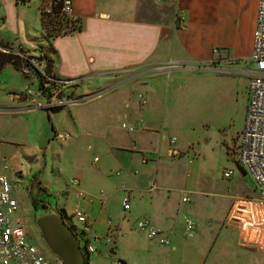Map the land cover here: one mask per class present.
<instances>
[{
  "label": "rangeland",
  "instance_id": "1",
  "mask_svg": "<svg viewBox=\"0 0 264 264\" xmlns=\"http://www.w3.org/2000/svg\"><path fill=\"white\" fill-rule=\"evenodd\" d=\"M213 52L217 58L199 65L173 66L189 69L197 75L186 76L180 81L176 79L177 84H183L181 90L172 92L162 105L147 98L146 81L132 85L129 90L134 94L130 102L136 108L132 114L137 120L128 118L125 123L136 126V121L140 120L142 124L132 131L116 119L114 109L97 118L91 114L102 99L80 100L50 113L49 117L45 109L38 107L30 114L20 111L13 117L0 114L2 172L8 174L21 191L25 189L28 176L36 174L49 192L64 201L68 215L77 204V185L70 180L80 179L92 194L98 195L94 211L91 210L97 215L93 231L105 234L108 224L116 230L115 241L109 243L116 245L110 257L136 261L132 237L152 249L164 245L150 239L146 230L136 229L140 217L163 207L167 211L176 209L178 214L176 233L181 239L175 264L180 263V255L184 253L189 255L191 264L194 253H208L206 264H264V250L239 245L237 223H228L226 217L236 196L257 194L253 176L249 172L242 174L230 157L237 141L236 134L245 120L246 73L253 64L247 59L250 54L234 58L224 47L219 53ZM0 75L6 77H0V99L7 94L27 97L31 103L39 99L35 77L15 73L10 65H6ZM152 78L149 76L148 81L157 80ZM124 93V89L120 93L116 90L103 100L121 101ZM145 99L147 105L140 104L139 101L143 103ZM55 131L63 134L54 137ZM134 131L143 133L139 137V148L128 141ZM170 137L175 138L172 144ZM35 144L41 148L36 149ZM228 167H233L234 172L226 178L223 170ZM67 189L71 195L66 200L64 191ZM124 195L129 197L128 210L123 207ZM183 195H189V200L182 201ZM100 196L105 198V203ZM20 208L30 239L37 240L47 256L62 264L42 240L34 220L29 219L27 224L30 204L26 197ZM185 217L195 220L192 234L182 231L179 220ZM72 221L77 226L81 223L76 216ZM93 253L90 252V256Z\"/></svg>",
  "mask_w": 264,
  "mask_h": 264
},
{
  "label": "crops",
  "instance_id": "2",
  "mask_svg": "<svg viewBox=\"0 0 264 264\" xmlns=\"http://www.w3.org/2000/svg\"><path fill=\"white\" fill-rule=\"evenodd\" d=\"M48 1L29 0L26 3H19L16 0H0V44L7 43L14 52L21 46L28 54H37V38L42 31L40 10ZM71 2L73 15L79 18L81 27L51 39L55 49V53L52 54V70L58 79L66 81L63 83L64 87L73 93L101 92L85 101L102 99L91 112L95 118L108 115L110 109H114L116 119L121 120L123 124L128 118L135 121L137 119L134 118L132 111H136V108H133L130 102L133 97L131 94H134L129 90L132 85L146 81L144 89L147 98L153 103L162 105L172 92L177 93L181 90L183 84L182 82L177 84L176 79L180 81L186 76L197 75L189 69L173 66L215 59L217 58V54L213 52L215 46L224 47L227 54L234 58H244L252 50L258 0H168L160 3L154 0H71ZM180 11H183L184 18L179 16ZM6 65H10L15 73L16 71L22 73L10 62L5 63L0 72ZM163 65L168 66L157 69ZM149 76L157 80L149 82ZM0 77L6 78L2 75ZM25 77L34 78L35 75L31 72ZM113 84L115 86L110 89ZM123 89L125 93L121 101L103 100L113 91L117 90V93H120ZM38 98L37 100L42 99L39 92ZM31 102L27 97L16 98L7 94L0 99V114L12 116L19 111L30 114L31 111H35L34 108H37L29 105ZM139 102L142 105L146 104L147 99L143 103ZM136 122V126L135 123H128L133 124L132 130L142 127L140 120ZM61 134L63 133L55 131L54 137ZM142 134L134 131L128 141L139 148L137 146ZM171 138L169 142L172 144L175 139L171 141ZM34 146L38 150L41 148L39 144ZM169 150L170 148L168 152ZM75 185H77L76 203L85 208L90 218L88 234L94 246V253L90 256L92 251L89 252L87 264H127V262H130L128 264H175L174 259L178 255L176 250L181 239L176 233L178 228L176 209L167 211L160 207L151 210L148 215L144 214L149 218L152 226L168 233V243L152 249L149 246H142L136 241V237H132L135 241L133 253L136 261L110 257L108 255L111 251H115L116 245L109 243L115 241L116 230L108 224L105 234H97L93 231L97 215L91 210L94 211L95 198L98 195L92 194L80 179ZM65 194L67 200L71 195L70 190L64 191ZM55 197L57 205L64 208V201H59L56 195ZM101 198L100 196L101 202L105 203V198ZM179 223L184 231L182 219ZM235 226L239 230V245L264 250V219L259 222L258 232L249 231L238 224ZM136 229L140 230L137 226ZM107 236L111 239L107 240ZM207 256L208 253L204 255L194 253L192 264H206ZM189 259L187 253L181 254L179 264H191ZM53 260L54 258L51 264H57Z\"/></svg>",
  "mask_w": 264,
  "mask_h": 264
},
{
  "label": "built area",
  "instance_id": "3",
  "mask_svg": "<svg viewBox=\"0 0 264 264\" xmlns=\"http://www.w3.org/2000/svg\"><path fill=\"white\" fill-rule=\"evenodd\" d=\"M61 1L60 11L77 19L73 15L71 0H49L43 4V10H50L52 4ZM155 2H165L168 0H154ZM177 1V0H175ZM179 16L184 18L183 11ZM1 50H6L0 46ZM13 49V48H12ZM213 51L219 53L221 46L213 47ZM16 53L23 55V52L15 49ZM250 65L247 70V105L245 120L242 129L237 132V141L230 157L232 161L239 162L249 172L256 183V195L243 194L232 199L230 208L227 212V221L235 222L238 225L247 228L249 231H259V222L264 219V0H258L256 24L253 31V45L250 56L247 58ZM32 63L37 69L44 73V61L38 62L32 59ZM199 65L198 63H196ZM168 65L159 66L157 69L165 68ZM172 66V65H169ZM29 74L31 70L25 69ZM50 80L56 81L55 83ZM65 80L46 76L43 85L47 88L42 99L37 100L33 105L40 108H53L74 104L80 100L99 94L100 91L87 92L82 94L73 93L64 87ZM127 129L132 130L133 124H123ZM174 137L171 141H174ZM143 160H145L143 158ZM236 166V165H235ZM234 172L233 167L223 170V176L228 178ZM73 184L78 183L77 177L71 179ZM152 189V186L150 187ZM80 194V193H79ZM182 201H188L189 195H183ZM123 207H129L128 195L123 196ZM67 222L82 236L81 243L85 247V252L93 251L94 246L88 234L90 218L89 214L81 205L74 206L71 215H68L65 208H62ZM81 222L79 226L75 225L72 218ZM137 228L144 229L149 238L156 239L159 243L169 242L168 233L156 228L150 224L146 216L137 220ZM196 226L195 220L191 217H185L183 220V230L187 234H192ZM110 239V236H107ZM52 258L47 256L46 252L34 241H32L26 232V224L19 206V200L12 193V180L8 174L0 173V264H51Z\"/></svg>",
  "mask_w": 264,
  "mask_h": 264
},
{
  "label": "trees",
  "instance_id": "4",
  "mask_svg": "<svg viewBox=\"0 0 264 264\" xmlns=\"http://www.w3.org/2000/svg\"><path fill=\"white\" fill-rule=\"evenodd\" d=\"M19 3H26L29 0H16ZM61 1L52 4L50 10H40V20L41 28L37 40H38V53L35 55L28 54L27 50L21 46L17 47L19 51L23 52V55L12 51V47L7 43H1L0 46L6 48V50L0 49V69L7 62H10L16 69L20 70L23 75L28 76L25 69L31 70L34 73L38 82V92L44 94L47 88L43 85L46 80V76L49 75L54 78H58L57 75L52 70L53 57L52 54L55 53L54 46L51 43V39L59 34L70 33L81 27L79 18L72 19L71 17L63 14L60 11ZM32 59L38 62L44 61V73L40 72L37 67L32 63ZM51 84L56 81L50 80ZM63 106L45 108L47 110V115L49 117L50 112H55ZM50 110V111H49ZM89 254L88 251H86ZM122 262H125L121 260ZM87 264V259H86ZM128 264V263H127Z\"/></svg>",
  "mask_w": 264,
  "mask_h": 264
},
{
  "label": "water",
  "instance_id": "5",
  "mask_svg": "<svg viewBox=\"0 0 264 264\" xmlns=\"http://www.w3.org/2000/svg\"><path fill=\"white\" fill-rule=\"evenodd\" d=\"M236 168L242 173L246 169L239 162ZM34 219L44 243L62 264H86L88 254L81 243L79 234L67 222L64 211L57 205L53 193H47L37 198Z\"/></svg>",
  "mask_w": 264,
  "mask_h": 264
},
{
  "label": "flooded vegetation",
  "instance_id": "6",
  "mask_svg": "<svg viewBox=\"0 0 264 264\" xmlns=\"http://www.w3.org/2000/svg\"><path fill=\"white\" fill-rule=\"evenodd\" d=\"M19 187L20 186L18 184L12 182V193L18 197L19 206L21 204V201L23 199H25V197H26V199L28 200V202L30 204V211L29 212L27 211L28 214L30 215V218L28 216V218H27L28 223L27 224H29V219H33L35 222L34 210H35V206L38 204L37 198L43 197V195H46L47 193H50V192L41 184V182L39 181L38 176L36 174L28 176L24 191L19 190L18 189ZM23 192H24V194H23ZM26 229H27V225H26ZM27 235H28V233H27ZM28 237L30 238L29 235H28ZM79 237L82 241V236L80 234H79ZM36 242H37V240H36ZM38 245L40 247H43L39 243H38Z\"/></svg>",
  "mask_w": 264,
  "mask_h": 264
}]
</instances>
